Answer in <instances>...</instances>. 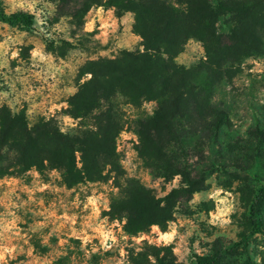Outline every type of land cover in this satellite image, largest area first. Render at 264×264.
<instances>
[{
	"label": "trees",
	"instance_id": "1",
	"mask_svg": "<svg viewBox=\"0 0 264 264\" xmlns=\"http://www.w3.org/2000/svg\"><path fill=\"white\" fill-rule=\"evenodd\" d=\"M81 1L84 10L102 4L116 15L133 14L132 31L140 49L83 66L82 75L91 73L92 79L78 85L77 94L67 99L72 107L65 115L80 118L68 135L60 134L52 118L29 121L22 111L13 118L9 109L0 107V178L19 176L35 165L40 175L59 170L60 182L67 189L111 181L112 189L118 188L119 193L112 191V212L106 215L122 222L126 216L125 234L136 236L151 224L165 230L175 204L202 189L203 178L192 172L191 160L202 159L204 145L227 123L226 113L211 103L214 87L229 78L242 59L263 54L264 0ZM0 21L21 30L33 25L30 15L5 14L1 8ZM191 40L200 44L203 59L188 67L177 64L175 57ZM145 103H153L154 114L134 121V135L139 138L134 146L137 157L163 181L172 180L177 173L183 177L181 187L165 196L125 177L116 152V138L127 120L126 108L138 111ZM77 152L82 154V169L77 168ZM184 184L189 187L185 189ZM263 195L264 188L249 207L248 235H241L227 250L213 246L209 255L193 257L189 264H223L224 254L243 247L249 235L260 232L256 199ZM161 203L165 206L160 207ZM143 247L138 256L130 252L131 264H149V254L157 258V264H182L175 261L169 247ZM241 264L256 263L244 260Z\"/></svg>",
	"mask_w": 264,
	"mask_h": 264
},
{
	"label": "rangeland",
	"instance_id": "2",
	"mask_svg": "<svg viewBox=\"0 0 264 264\" xmlns=\"http://www.w3.org/2000/svg\"><path fill=\"white\" fill-rule=\"evenodd\" d=\"M50 2L56 4V11L48 18L49 31L52 26L60 23L62 17H70L66 20L68 25L66 33L52 32L55 39L49 40L38 35L34 29V17L23 10L18 9L14 12H22L32 17L33 25L30 30L10 27L0 21V40L11 35L20 37L23 41L15 46L21 49L19 59L10 60L9 68L0 70L4 73V76L0 77V85H2L0 91H9L10 86H14L12 95L19 96L20 99L17 107L29 121L37 118H52L60 126L62 117L65 116V109L55 111L50 117L49 110L53 105L67 101L70 97L68 88L80 85V80L84 76L81 70L85 64L116 57L121 51H137L140 47L139 39L132 31V16L129 17L128 13L116 15L114 11L103 6V14L97 17L95 10L89 13L90 8L83 9L81 0H50ZM10 7L9 0H0V8L5 14L14 13L10 11ZM92 20L95 21L94 30L85 32V24ZM218 31L223 32V29L219 27ZM25 32L27 35L21 36ZM65 34L75 40V43H69L64 39ZM262 42L264 48V34ZM37 46H43L45 53L53 54L55 58L53 63L63 69L62 74L56 73L53 77L47 71L31 66L29 53ZM203 56L200 44L191 40L174 61L188 67L200 62ZM17 68L22 71L17 72ZM52 71L55 73V69ZM231 72L229 78L214 87L211 97V103L226 113L227 123L218 130L215 138L204 145L202 159H192L190 164L192 172L201 174L203 178L202 189L198 191L201 193L202 202L193 206L190 203L193 199L191 195L188 199H180L172 209L171 221L179 226V233L192 232L186 240V245L178 237L177 241L169 246L175 261L182 264H189L193 257L209 255L213 246L230 249L241 240V235H248L249 207L259 195V191L264 188V103H261L264 101V51L262 55H252L242 59L237 68ZM21 93L23 95H20ZM24 96L28 99L25 100ZM145 105H150L152 111L153 103L143 104L138 111L126 108L127 120H123L121 132L134 135L135 119L139 116H149V109ZM2 107L9 109L7 103ZM30 109L35 111L34 117L31 118L27 115ZM121 132L116 138L119 164L121 160H130L129 168L133 172L132 177H129L128 172L120 164L125 177L137 180L157 196L168 192L172 180L163 181L145 169L136 155L130 157L129 153H135L136 142L132 138L124 139L120 135ZM50 173L51 171L45 172L39 176V179L29 171L15 177L0 178V182H3L0 185V213L8 206L9 198L5 197L4 193L9 188L15 189V195L11 197L12 201L17 204L28 201L23 209L16 210L17 216L23 221L18 224L23 230L21 232L23 238L12 241L20 245L24 251L15 261H10V264H21V262L23 264H117L119 255L115 251L96 254L88 260L81 249L80 239L69 236L72 228L80 229L86 223V218L91 215L90 210H85L83 207L86 196L97 193L109 200L113 191L111 184L83 183L65 190L60 179H56ZM206 181L208 183H205ZM41 182L49 184L50 188L44 192L35 191ZM214 187H222L232 192L238 201L231 216L233 223L226 225L223 230L208 225L204 219L214 209L213 201L207 200L208 192L215 190ZM27 189L33 190L32 200H29ZM256 204L261 221L260 232L249 235L243 247H237L232 253L224 254L223 264H241L244 260L256 263L254 259L256 256L261 257V262L264 261V251L260 250L261 246H264V195L256 199ZM73 214H76L75 225L68 220ZM104 215L106 213H102V216ZM109 222L111 223V219ZM40 223L47 226L32 232L31 229ZM167 230L168 225L161 231ZM145 233L155 238L150 228ZM127 236L129 239L125 243L132 245L134 242L131 237L134 236ZM64 240H67V243H62ZM92 243L96 244L97 241L94 240ZM142 243L148 245L146 240ZM30 246L35 249L32 255H28ZM185 246L190 251L187 256L180 259ZM174 247H179L177 254H173ZM125 251L130 255L135 249L126 247Z\"/></svg>",
	"mask_w": 264,
	"mask_h": 264
},
{
	"label": "clouds",
	"instance_id": "3",
	"mask_svg": "<svg viewBox=\"0 0 264 264\" xmlns=\"http://www.w3.org/2000/svg\"><path fill=\"white\" fill-rule=\"evenodd\" d=\"M106 2V0H104ZM11 5L10 11L14 12L16 10H23L28 12L34 17V29L38 35L43 36L45 39H55L52 36V32H65L68 27L66 24V20L69 18H61L60 23L55 24L52 26L51 31L48 30V18L52 16L56 11V4L51 3L50 0H9ZM95 10L97 17L101 16L104 12L103 5H92L89 9V13ZM110 11H114L111 9ZM133 14L128 13V16L131 17ZM63 25V27L61 26ZM95 21H89L84 26L85 32H92L94 30ZM27 33H22L21 36H26ZM64 39L68 40L69 43H75L70 36L65 34L63 37ZM78 38V37H77ZM23 41L20 37H13L9 35L6 39L0 40V70H6L9 68V62L12 59H19L20 48L15 47L18 44H21ZM59 42L57 41V44ZM102 55H107V53H102ZM54 57L52 53H45L43 50V46L33 47L29 53V60L30 64L33 68H41L43 71H47L50 76L55 77L56 73L62 74L63 69L57 67L53 61ZM95 59V57H94ZM23 63V61H21ZM63 63V62H61ZM53 69H55V73H53ZM17 72L22 71V69L17 68ZM38 75V74H37ZM3 71H0V77H3ZM92 79L91 73H85L84 76L80 80V84L83 85L84 83L88 82ZM5 82L7 79L5 77ZM2 87V85H0ZM12 87L10 86L9 91H0V107L7 103L8 108L11 112L12 117L14 118L19 113V108L17 105L20 103L19 96L12 95ZM27 91V89H25ZM79 89L75 86L70 87L67 89L69 96H74L77 94ZM20 95H23L22 93ZM31 95V93H29ZM11 97V99H9ZM24 99L27 100L28 97L24 96ZM264 103V101H261ZM72 105L68 104L67 101L60 105H53L52 109L49 110V117L54 114L55 111L62 109H70ZM149 109V115H153L154 113L151 111L150 105H145ZM27 115L31 118L34 117L35 111L34 109H30ZM80 122V118H73L70 115H65L62 117V123L59 126V132L61 135H68L71 129H75ZM31 124H29V128H31ZM96 129H93L95 131ZM124 139L132 138L135 140L137 144H139V138L128 133L121 132L120 134ZM4 151H7V146H5ZM119 151V149H118ZM77 156V168L82 169L83 163L79 159L82 155L81 153L77 152L75 154ZM136 155L138 153H129V156ZM198 159V157H193V160ZM142 162V161H141ZM45 165H47L48 161H44ZM130 160H121V166L128 172V176L132 177L133 172L129 168ZM111 167L110 165L108 166ZM135 167V166H133ZM29 172L34 175L37 179H39V172L35 170V165L29 170ZM107 174L106 172L104 173ZM51 176L55 177L56 179H62L60 175V171L57 169H52ZM115 173H113V177ZM183 179L182 175L177 173L172 181L170 182V187L168 191L170 192L172 188L181 187L180 181ZM3 182H0L2 185ZM11 183V182H10ZM111 183V181H109ZM205 183H208L206 181ZM127 187V185H124ZM183 187L187 189L189 185L184 184ZM50 185L47 183L41 182L39 187L35 189V191L44 192L48 190ZM215 190H211L208 192L207 200H212L214 203V209L208 213V216L205 217V222L216 228L225 229L226 225H231L233 222L231 220V216L234 211V207L236 203H238L236 196L232 194V192L226 191L222 187H214ZM64 189L67 190V186H64ZM29 195V200L33 198V190L27 189L26 190ZM58 191V190H57ZM113 191L115 193H119L118 188H114ZM15 195V189L9 188V190L4 193L5 197L9 198L8 206L5 208V211L0 213V264H10V261H15L17 256L21 254L24 249L15 243H12L13 240L21 237V232L23 231L18 227V224L23 222L19 216L16 214V210H21L24 206L28 203V201H23L20 204L15 203V201L11 200V197ZM167 195V192L161 193V196ZM18 198V197H17ZM158 199L161 197H157ZM207 200H204L206 202ZM201 193L196 192L193 193V199L190 202L193 206L198 205L201 203ZM79 204V201H77ZM111 202L104 197L102 194L93 193L92 195L86 196V200L83 204L85 210H90L91 215L86 218V223L80 228H72L70 231V238L80 239L81 241V249L85 252V256L88 260L91 259L93 255L96 254H103L105 252L115 251L119 255V259L117 260V264H131V260L128 259V252L125 251L126 247H133L135 249V255L138 256L141 252L144 251L143 241H147L149 246H154L156 248H167L170 245H173L177 238L179 237L180 241L186 245V240L188 237L192 235V232H186L184 234L179 233L178 225L174 224L172 221H166L165 223L168 225L167 231H161L159 224H151L149 225L150 231L152 234H155V238L145 232H139L136 236L131 237L133 240L132 245H127L125 242L129 239L127 234L123 233V226L127 224V217L123 218V222L121 223L118 219H111L110 215L102 216V213H109L111 214L112 208L110 206ZM165 204L161 203L160 207H164ZM6 217H10V219H6ZM111 219V223L109 222ZM68 220L72 225L76 224V214L68 217ZM47 225L44 223H40L36 227L31 229L32 232H36L38 230H42ZM114 229H118L116 231ZM78 233V234H77ZM219 235V233H217ZM259 236V234H257ZM97 241L96 244H93V241ZM25 242H27L25 240ZM62 243H67V240L62 241ZM198 243V242H197ZM91 245V247H89ZM261 251H264V246H261ZM35 251L34 248L31 246L28 250V255H32ZM173 254H177L179 252V247H174L172 249ZM190 249L186 246L184 248V253L180 256V259H183L185 256L188 255ZM67 253L65 252L64 255ZM160 256H164V252L160 253ZM194 259V258H193ZM256 260V264H261V257L256 256L254 257ZM147 260L149 264H157V258L151 254L147 256ZM23 264V262H21Z\"/></svg>",
	"mask_w": 264,
	"mask_h": 264
}]
</instances>
